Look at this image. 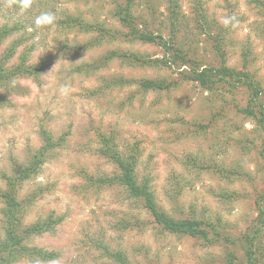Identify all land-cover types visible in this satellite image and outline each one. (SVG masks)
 <instances>
[{
    "label": "rangeland",
    "instance_id": "1",
    "mask_svg": "<svg viewBox=\"0 0 264 264\" xmlns=\"http://www.w3.org/2000/svg\"><path fill=\"white\" fill-rule=\"evenodd\" d=\"M114 1L30 0L28 11L17 15L0 0V33H9L0 46V60L15 46L5 66L12 69L26 62L40 71L38 79L17 78L0 89V189L5 188L4 175L25 167L43 146L44 131L63 140L19 192L26 207L24 224L60 219L54 230L30 241V246L54 251L58 258L36 264H114L103 257V246L122 251L130 264H224L228 252L243 258L241 238L257 216L253 194L264 185L263 160L240 148L254 137L253 121L234 112L245 105L247 92L228 87L206 91L182 81L177 66L108 59L113 52L148 60L164 56L160 46L124 36L126 30L112 11ZM137 1L140 28L169 40L166 0ZM227 1L202 0L207 23L201 19L204 27L198 28L194 0H179L176 44L201 65L218 66L221 57L210 34H226L227 65L242 69V53L250 49L255 59L251 70L264 85L263 10L254 0ZM45 11L54 12L56 22L37 27L34 20ZM225 17H235L238 23L225 27ZM78 20L105 27L108 33L84 32L75 27ZM146 79L178 84L145 92L136 82ZM103 136L122 156L136 153L137 180L148 184L165 213L219 223L237 243L209 244L167 233L119 184L91 182L119 173L100 153ZM2 208L0 199V241Z\"/></svg>",
    "mask_w": 264,
    "mask_h": 264
},
{
    "label": "trees",
    "instance_id": "2",
    "mask_svg": "<svg viewBox=\"0 0 264 264\" xmlns=\"http://www.w3.org/2000/svg\"><path fill=\"white\" fill-rule=\"evenodd\" d=\"M147 2L149 1L147 0ZM166 2L171 30V38L169 40H165L162 34L156 35L147 29L143 30V28H140L141 16L138 17L140 14H137L139 1L122 0L120 2V0H115L114 9L112 10L114 16L126 30L124 36L127 39L160 46L164 51L163 58L148 60L138 54H118L117 52H113L108 59L118 57L128 60L132 65L138 64L140 66L147 65L168 69L177 66L179 67L178 70L181 69L180 78L182 81L197 83L201 88L210 92L218 91L225 87L232 90L243 88L247 92V101L243 107L237 106L234 112L253 121L255 129L252 132L253 139L248 140L247 138L248 144L240 143V148L243 151H254L258 155V158H261L264 162V85L262 79L256 74L257 71L253 72L251 70L252 64L255 62V59L252 58V51L250 49L245 52L243 51L244 63L242 69L232 68L227 65V53L223 45L226 34H221L217 37L210 34V38L213 37L215 41L214 47L221 57V63L218 66L201 65L197 60L189 58L184 53L181 45L176 44L175 40H177L180 31L179 24H181L180 15H182L179 0H166ZM254 2L259 5L260 9L262 8L264 13V2L261 0H254ZM193 5L197 11V27L203 28L201 19H206L203 2L202 0H194ZM204 22L207 23V20ZM75 27H80V30L87 33L93 29H99L108 33L105 27L88 25L82 20H78ZM208 31L211 33L212 28H209ZM8 35V31L0 33V46L3 39ZM14 48L16 47L9 48L10 50L7 51L10 53L0 60V89L11 85L17 78L33 77L38 79L39 77V68L27 65L26 62L14 65L12 69L5 66L11 55L14 54ZM121 81L123 83H132L127 80ZM177 81L167 83L164 80L161 82L159 80L146 79L139 80L136 83L145 92L152 91L157 93L161 90L175 87L178 84ZM42 138L44 141L43 146L30 157V161L25 167L11 175H4L5 188L0 189V199L3 203L1 212L4 220V238L0 241V264H18L25 263V261L27 264L47 263L58 258V254L54 251L30 246V241L35 236L54 230L59 225L60 219L56 220L48 217L32 224H24L22 222L26 207L19 198L21 186L41 170L48 159L47 157H49V153L53 152L57 147H61L63 142L62 139L56 140L51 133L45 131L42 133ZM101 142L104 145L100 150L101 155L109 159L117 167L119 173L110 179L102 177L97 179L91 178V182L99 185L119 184L131 198L140 200L143 203L156 224L167 233L184 235L193 239L200 238L209 244L214 242L220 244L221 241L224 244L237 243V240L230 238L228 234L221 230L219 223L214 225L192 216L178 219L165 213L159 207L155 195L150 190L148 184H141L137 180L136 153L132 152L130 156L125 157L120 154L117 146H112L111 139L103 136ZM232 173H228V177L232 176ZM218 174L223 175L222 170H219ZM236 194V192L231 193L229 197L232 198ZM253 197L257 216L248 227L247 232L242 235L241 240L244 244L242 249L243 258L233 252H228L224 264H264V185L261 189L256 188ZM103 247V257L110 259L111 261L109 262H113L114 264H130L127 256L122 251H111L108 247Z\"/></svg>",
    "mask_w": 264,
    "mask_h": 264
},
{
    "label": "clouds",
    "instance_id": "3",
    "mask_svg": "<svg viewBox=\"0 0 264 264\" xmlns=\"http://www.w3.org/2000/svg\"><path fill=\"white\" fill-rule=\"evenodd\" d=\"M4 7L7 8L9 11L16 13L17 15H22L23 13L27 12L30 7V0H3ZM56 22V16L54 12L45 11L40 13L35 20L34 24L37 27H46L54 24ZM238 21L235 17H225L222 19V24L225 27L232 26L235 27ZM62 93L67 92V89L62 88Z\"/></svg>",
    "mask_w": 264,
    "mask_h": 264
}]
</instances>
